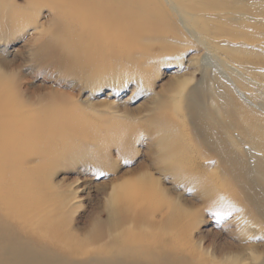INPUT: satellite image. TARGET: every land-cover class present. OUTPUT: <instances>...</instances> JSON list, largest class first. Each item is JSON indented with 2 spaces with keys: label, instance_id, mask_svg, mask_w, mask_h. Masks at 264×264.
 Segmentation results:
<instances>
[{
  "label": "rangeland",
  "instance_id": "rangeland-1",
  "mask_svg": "<svg viewBox=\"0 0 264 264\" xmlns=\"http://www.w3.org/2000/svg\"><path fill=\"white\" fill-rule=\"evenodd\" d=\"M154 1L163 11L145 47L125 39L112 56L96 45L59 66L39 49L65 26L58 11L0 0L2 119L25 134L45 118L43 133L37 125L13 144L35 169L19 191L42 208L24 224L52 213L82 239L90 219L126 202L148 216L114 237H136L164 264H264V0ZM155 237L171 249L153 254Z\"/></svg>",
  "mask_w": 264,
  "mask_h": 264
},
{
  "label": "bare ground",
  "instance_id": "bare-ground-1",
  "mask_svg": "<svg viewBox=\"0 0 264 264\" xmlns=\"http://www.w3.org/2000/svg\"><path fill=\"white\" fill-rule=\"evenodd\" d=\"M30 1H32V4H36V3L49 4L52 8L56 10V12L58 11V13L60 14V19L66 22L65 26L62 25L64 28L62 29L61 27L60 29L59 27L60 31L59 30L57 31L58 25L60 24L59 23L60 20H58V22L56 23V27H57L56 31L58 35L56 33L55 35L54 32L52 33L55 36L51 35L52 33L50 34L52 38L47 35V37H44L45 41L46 38L47 39L51 38V39L47 41V43L45 44L41 43L43 47L41 48L39 47V49H41V51L45 53L44 55L47 59L45 61H49L50 63L52 62L54 64L56 63L55 65H59V66L63 65V63H68V64L75 63L76 61L75 59L78 56L81 57L80 62L83 63L84 55L86 54V52L91 50L92 52L94 51L95 53L94 46L95 47L98 46L103 51L105 50L110 52L111 54H113L112 56H117L116 55L117 53L119 56L120 54L119 52L121 51V47H122L121 45H123L122 43L124 42L125 39L133 40L131 41V43L134 42L133 45L136 43L137 48L142 49V47H145L144 44L142 43L144 37L146 35L148 36L149 34L159 31L156 29V27L158 26L156 22L160 16V11L161 12L163 11L162 8H160L154 0H30ZM195 1L193 2V1L180 0V2L186 8L187 7L193 8ZM67 24L70 26L68 29L65 28L66 26L68 27ZM199 24L201 28L204 29L205 24L202 21H200ZM36 27L34 26V28L29 33L30 36L33 37L34 39L39 37V31ZM216 27H218V25H216ZM217 30L219 31V29ZM134 39L136 42L134 41ZM35 41H37V39ZM131 43L129 45H131ZM124 44H128V43L126 42ZM37 52H40V50H38ZM96 52H97V48H96ZM44 55L41 57L43 58ZM98 55H101L100 52ZM101 56H104L103 53ZM91 58L93 59V57ZM77 60L79 61V59ZM76 65L78 64L76 63ZM2 87H3L2 81L0 80V104L1 101L7 100L5 98L7 94L4 97ZM7 113L9 114V110H5V108H3L0 105V264H164L165 263V259L163 258H161L162 260H159L156 259V257L152 258L151 255L149 256L148 254L144 253L145 251L143 249L146 247L144 248L142 247V250L139 249L137 250L138 247H136L135 249L134 245L136 243L133 244L132 242L136 239V237L127 238L125 235H123V237L121 236V238L114 237L113 235L114 232H116V230L119 229V227L121 228L123 223L126 222L128 218H133L134 220L139 221L142 219L145 220L148 216L147 210H146L147 212L144 211L143 213L142 212L138 213L137 212L138 210L136 211V209H133V211H131L130 208L128 207L129 205H127L126 202L121 203L120 207L117 206L118 208L116 209L114 208L113 209L114 212L111 209V213L112 212L113 213L110 214L105 220H101L99 217H94L90 219L88 223V228L86 230V237L85 238L83 237L82 239L77 238L73 233L67 231V227L65 223L64 224L58 223L59 221L56 222L57 221L55 220L56 214L54 215L55 219L51 218L52 213L51 216L47 218L48 220L51 218L50 221L48 220L45 221V223L47 222L46 224L41 223V226L38 225L40 224V222L38 223L36 222L38 220H34V221L33 219L31 220L32 222H35L34 224H36L35 226L37 227L40 228L46 227L47 230L45 233L37 232L38 231L37 228H36L37 231L36 229L34 230L35 226L33 225L32 228L31 225L28 224L29 220L31 218H34L35 215H39L42 212V208H40L38 204H34L24 200L23 198L25 193H21L19 191V185H23V183L34 180L35 175L30 174V171L33 170L35 171V169L29 170L28 168H25L23 166V161L25 157L28 155L27 154L28 152H22V151L17 152L13 150L15 148L13 147L14 146L13 144L17 141L16 138H18V135H23V137L28 136L29 128L31 129L32 127L38 125L39 129H37L38 127H36V129L37 131L40 130V128L43 127L40 122L42 118H39L40 121H37L38 123L34 120H30L29 127L28 124L24 123L28 127L27 130L28 133L26 132L25 134L24 133L21 134L20 130H14V127H12L10 123H8L7 121H3L2 118L7 116L8 115ZM198 117L200 116L198 115ZM28 118L26 116V120ZM48 123L49 122H47V124ZM52 123L53 121L50 122V124ZM47 124L46 127L49 126V124L48 126ZM52 128L54 127L52 126ZM44 130L46 129H43V131ZM205 130H207V128H205ZM38 132H42V131H38ZM20 138H22V136ZM26 138H24V140ZM260 145L264 150V140L260 141ZM43 156L45 158L49 157L48 155L45 154ZM248 183L251 184L252 186L254 184V183L252 184L251 181ZM154 209L156 208L154 207ZM113 214H118V216L116 215L114 217ZM11 220H15V222L18 220L19 224L14 226L11 224L10 222ZM24 222H28L26 223L28 225H25ZM125 227L126 226H124V228ZM25 232L26 234L28 233L30 236L27 234L28 236L26 235L25 237H22L23 233ZM56 234L63 236V239L62 236L60 237L62 239L61 241L62 243L64 242L63 240H66L67 242L66 241L65 242L68 243L66 245L64 244V246L62 247L59 245L61 252L56 250L59 248V247L56 248L57 246ZM124 236L126 237L125 239ZM60 238L58 240H60ZM155 239L156 241L153 242V244H150V246L153 247L152 248L154 251L153 254L155 252L163 253L165 251L164 249H166L167 247H169V245H171V243L168 244L166 240H162L156 237ZM87 244L89 245V247ZM91 244L92 246H90ZM139 246L141 245L139 244ZM148 248L150 249V247ZM169 249H171V247H169Z\"/></svg>",
  "mask_w": 264,
  "mask_h": 264
}]
</instances>
